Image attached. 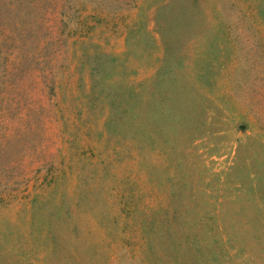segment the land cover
I'll use <instances>...</instances> for the list:
<instances>
[{
	"label": "rangeland",
	"instance_id": "rangeland-1",
	"mask_svg": "<svg viewBox=\"0 0 264 264\" xmlns=\"http://www.w3.org/2000/svg\"><path fill=\"white\" fill-rule=\"evenodd\" d=\"M0 264H264V0H0Z\"/></svg>",
	"mask_w": 264,
	"mask_h": 264
}]
</instances>
